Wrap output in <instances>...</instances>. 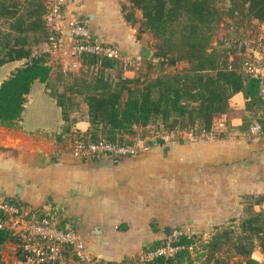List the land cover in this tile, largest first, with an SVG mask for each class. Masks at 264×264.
I'll return each instance as SVG.
<instances>
[{
  "label": "crops",
  "instance_id": "crops-1",
  "mask_svg": "<svg viewBox=\"0 0 264 264\" xmlns=\"http://www.w3.org/2000/svg\"><path fill=\"white\" fill-rule=\"evenodd\" d=\"M123 1L128 2L64 0L66 15L48 22L58 45L52 39L40 44L51 52L52 77L60 70L81 74L80 66L70 65L75 60L70 21L77 17L120 47L124 75L134 76L153 58L148 33L138 37L137 26L124 16ZM24 61L1 64L0 83ZM50 90L46 82L35 81L19 125L0 122V195L17 197L28 212L57 208L63 223H76L90 255L101 262L127 264L175 229L209 238L219 226L239 224L249 207L264 211V132L244 120L243 91L230 97L228 112L215 116L210 130L156 131L152 124L135 125L118 137L137 142V155L82 160L74 156L73 142L91 126L87 103L72 113L78 118L64 130L62 108ZM8 242L16 248L12 240L5 246ZM70 255L67 264H84ZM252 255L264 264L259 242ZM14 260L21 262L17 254Z\"/></svg>",
  "mask_w": 264,
  "mask_h": 264
},
{
  "label": "trees",
  "instance_id": "trees-1",
  "mask_svg": "<svg viewBox=\"0 0 264 264\" xmlns=\"http://www.w3.org/2000/svg\"><path fill=\"white\" fill-rule=\"evenodd\" d=\"M121 5L130 25L139 22L138 37L145 38L149 33L148 39L155 38L153 58L146 66L134 76H126L118 60L85 54L81 70L93 65L95 72L74 75L60 70L63 74L52 77L51 52L40 46L54 34L45 1L0 0V65L25 59L0 83L1 124L19 125L28 93L37 80L46 82L61 106L64 130L78 118L72 113L87 103L91 126L77 133L86 140L105 137L124 141L118 137L119 132H133L135 125L148 124L164 131H207L215 116L228 112L229 99L237 91H243L247 99L246 123L251 126L255 118L263 121L264 77L250 75L241 66L246 52H252L258 42L264 45V33L248 40H231L225 28L255 29L263 25L264 0H128ZM226 19L225 32L218 38L216 28ZM153 70L159 72L151 76ZM248 209L252 213L239 224L217 227L203 244L205 264H262L252 254L257 242L264 248V211ZM234 226L241 228L236 236ZM194 236L182 232L174 244L194 242ZM9 240L21 251L18 259L26 257L21 238L13 230L0 227V264H7L2 249ZM187 253L189 250L182 249L175 256H158L147 264H177Z\"/></svg>",
  "mask_w": 264,
  "mask_h": 264
},
{
  "label": "built area",
  "instance_id": "built-area-1",
  "mask_svg": "<svg viewBox=\"0 0 264 264\" xmlns=\"http://www.w3.org/2000/svg\"><path fill=\"white\" fill-rule=\"evenodd\" d=\"M48 8V22L66 15L64 0H44ZM70 33L73 37V55L75 60L71 68L81 67V58L85 54L95 55L98 59L123 58L122 50L112 41L106 40L98 33L90 30L80 18L70 21ZM262 34V33H261ZM51 39L57 46V38L53 34ZM246 59L242 63V70L253 76L264 77V45L258 46L252 52H246ZM127 60V58H126ZM263 121L255 118L251 124L254 131L264 132ZM139 153L137 142L111 140L105 137L97 140H86L76 136L73 142V154L76 158L86 160L94 156H133ZM0 227H7L22 240V247L26 251V259L19 264H67L65 251H70L84 264H102L90 255L87 244L80 235L74 221H61L57 208L30 209L25 211L24 203L15 196L0 195ZM182 230H173L160 244L148 248L139 261L127 264H147L148 260L158 256H175L180 244L174 241Z\"/></svg>",
  "mask_w": 264,
  "mask_h": 264
},
{
  "label": "rangeland",
  "instance_id": "rangeland-1",
  "mask_svg": "<svg viewBox=\"0 0 264 264\" xmlns=\"http://www.w3.org/2000/svg\"><path fill=\"white\" fill-rule=\"evenodd\" d=\"M220 1V0H219ZM221 4V2H219ZM227 18V17H226ZM228 19H226V21H223L221 23L218 24L217 28H216V34L219 38V36H223L225 29H227L228 33H229V37L231 40L235 39V40H248V37L250 38H255L257 37L258 34H261V26L257 27V28H246V29H239L234 27L233 25H230V27H226L225 22H227ZM139 23V22H138ZM138 23L136 24V26H138ZM226 27V28H225ZM225 28V29H224ZM216 35L214 34L213 37H215ZM217 39V38H216ZM216 39L213 41L214 43H216ZM150 43L153 44V42L155 41V38L152 37V39H149ZM149 59H146L143 62V67L146 66L147 62ZM182 66V64L180 65V67ZM142 67V66H141ZM82 72H84L87 75H90L91 73L96 71V68L92 65V66H88V67H83ZM159 71H155L153 70L150 75L151 76H155ZM71 77V76H70ZM154 128L156 129V131H161V129H157L155 126ZM252 213V210L249 209L248 211V215ZM247 215V216H248ZM236 225L238 223H235ZM234 234L233 236L237 235V232L241 230V228H237L236 226H234ZM177 231H179V229H177ZM173 231H171L170 233H172ZM169 233V234H170ZM168 235V234H167ZM166 235V236H167ZM164 236L163 239L166 237ZM209 238L206 237H202V236H198L195 235L194 236V242L188 243V244H180L179 249L177 250L176 254L182 250H189V253L185 254V256L183 257L184 260V264H205L204 262V254H205V250L203 244H205V242L208 240ZM16 244V243H15ZM13 250V251H11ZM4 252V257L5 260L7 261L8 264H16V262H14V258H15V254L21 255V251L18 249L17 244H16V248L12 247L10 242H8L3 250ZM66 255L69 253L71 254L70 256L73 257V259L77 260L78 262H80L76 256H74L69 250L65 251ZM23 254V253H22ZM175 254V255H176ZM24 255V254H23ZM26 256V254L24 255V257ZM141 257V255H140ZM140 257H138L137 260L135 261H139ZM68 258V256H67ZM26 259V257H25ZM24 259V260H25ZM134 261V262H135ZM47 264V263H46Z\"/></svg>",
  "mask_w": 264,
  "mask_h": 264
},
{
  "label": "water",
  "instance_id": "water-1",
  "mask_svg": "<svg viewBox=\"0 0 264 264\" xmlns=\"http://www.w3.org/2000/svg\"><path fill=\"white\" fill-rule=\"evenodd\" d=\"M148 35H149V33H148ZM18 141V146L19 147H22V139L21 138H18L17 140H16V142ZM35 149L37 150V151H42V148H41V146L40 145H36L35 146ZM167 229V231L169 230L168 228H166Z\"/></svg>",
  "mask_w": 264,
  "mask_h": 264
}]
</instances>
